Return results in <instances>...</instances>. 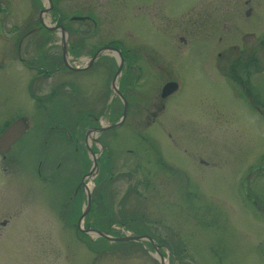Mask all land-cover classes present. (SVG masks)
Listing matches in <instances>:
<instances>
[{
  "label": "rangeland",
  "instance_id": "obj_1",
  "mask_svg": "<svg viewBox=\"0 0 264 264\" xmlns=\"http://www.w3.org/2000/svg\"><path fill=\"white\" fill-rule=\"evenodd\" d=\"M52 1L0 0V131L27 121L0 155V264H159L146 239L82 231L99 225L118 238L139 224L166 264H264V0ZM38 19L49 25L17 53L16 40ZM54 20L68 26L65 42L83 30L87 53L119 50L123 97L110 88V47L77 77L38 72L49 60L61 64ZM67 78L82 88L76 107L69 97L65 106L32 98ZM168 80L178 88L160 98ZM123 98L124 117L98 142L86 139L85 121L75 130L86 109L97 126L119 121ZM87 147L97 168L84 178L91 198L77 230L86 196L83 188L75 196V183L89 170Z\"/></svg>",
  "mask_w": 264,
  "mask_h": 264
},
{
  "label": "flooded vegetation",
  "instance_id": "obj_2",
  "mask_svg": "<svg viewBox=\"0 0 264 264\" xmlns=\"http://www.w3.org/2000/svg\"><path fill=\"white\" fill-rule=\"evenodd\" d=\"M51 1V0H50ZM52 2V1H51ZM42 20H40V19H38L37 20V23H38V26H33V27H36V30H34V32H37V31H39V29L41 28V27H43V25H42ZM48 22V21H47ZM57 20H54V26H57V25H60V24H57ZM44 23V22H43ZM32 27V28H33ZM60 28H59V30H61L62 31V29L64 30V32H66L67 34H68V32H67V28L66 27H68V26H66V25H60L59 26ZM46 31H48V29H46ZM53 32V31H52ZM59 34V33H58ZM2 35V34H1ZM0 35V36H1ZM28 35H30V34H28ZM62 36V34H59V36ZM75 35H78L79 37H81L80 39H79V41L78 42H74V43H70V41H69V39L64 43V45H63V48H62V45H60V47H59V49L58 50H56V49H54V50H52V54H54L55 56L56 55H58L59 54V57H60V65L59 64H54V60H49L47 63L48 64H45V63H41V68L39 67V70H38V72L39 73H43L44 74V76H47L48 78L50 77L49 75H51L52 73H58V74H60V75H74L75 77H77V74L79 73V72H82V71H84V70H86V69H88L89 67H90V64L95 60V59H93L92 61H90L91 60V58L93 57V56H96L98 53H99V50H98V48L97 49H95V50H90L89 51V53H87L84 49H83V46H84V43H85V32L83 31V30H80V29H76V31H75ZM27 36V35H26ZM25 36V34H22V35H20L19 36V38L16 40V50H17V53H19V51L21 50V48H20V46H21V42H22V39L24 38V37H26ZM68 36H69V34H68ZM46 38H44V40H45ZM48 40V39H47ZM66 40V39H65ZM44 44V43H43ZM44 46H45V44H44ZM51 49H41V53L43 54V56H45V53H47V52H49ZM83 52H85V53H83ZM83 54H87V55H89V54H91V55H89L90 56V58H88L87 60L86 59H84V58H82L81 57V55H83ZM95 58V57H94ZM69 60H70V62L72 63H70L69 62ZM67 64H66V63ZM107 69H108V67H107ZM37 75H38V73H37ZM37 75H34L33 77H36ZM85 75V74H84ZM232 77V79L234 80V81H236V82H238L239 84H241V80L240 79H238L237 77H236V75H233V76H231ZM168 81H172V80H168ZM167 82V81H166ZM80 83V82H79ZM78 81H74V80H72V79H62L61 81H59L58 83H57V86L55 87V86H52L49 90H48V92L46 93V95H44V96H42V97H35V95L33 94V93H31V95H32V98L35 100V99H41V98H43V100L44 99H47L48 101H52V99H55V98H58V99H61V100H63V101H65V100H67V98L69 97V98H71V100H70V102H69V106H77L78 105V103L75 101V100H73L74 98H76V96H78L77 98H79L80 100H81V95H82V88L80 89L79 88V86H78ZM165 83V82H164ZM111 84V83H110ZM67 89V90H66ZM58 90H59V92H58ZM108 99V98H107ZM109 100V99H108ZM46 101V100H45ZM110 102H113L112 100H109ZM50 102H46V103H50ZM88 105H91V103H89ZM162 107H163V105L161 106V109H162ZM85 109V108H84ZM92 114V110H89V109H86L85 111H83V112H80L78 115V120H77V118H76V121L74 122V128H75V130H77L78 128H79V126H77V124L79 123V125H83L82 123H83V121H85V127H86V131H89V130H91V131H93V129H95V128H98L99 126H97V123L98 122H96V117H94L93 115H91ZM96 115V114H95ZM9 123V122H8ZM8 123H6L5 124V126L8 124ZM63 122H60V124L61 125H64V124H62ZM83 125V126H84ZM4 126V127H5ZM65 126V125H64ZM55 127H56V125H54L53 127H51L49 130L47 129L46 130V132L47 131H51L52 129H55ZM65 128V127H64ZM66 129V128H65ZM26 130H27V128H26ZM85 131V132H86ZM103 131V130H102ZM74 132V134L76 133L75 131H73ZM65 133H67V131H65L64 133H59V135H58V132H54V133H52V137H50V142L52 143V142H54L55 144L56 143H59L58 142V139H60V137H62L63 135H66ZM67 134H69V133H67ZM79 134H81V132L79 131ZM76 135V134H75ZM74 135V136H75ZM96 136V133L95 132H90L89 133V137H88V140H90V139H93L94 137ZM44 139L46 140V137H44ZM54 140V141H53ZM47 141V140H46ZM47 143V142H46ZM76 147V146H75ZM67 148H64L63 149V151H65V152H67ZM59 167V164H57L56 165V168H58ZM40 176V175H39ZM82 177H83V175H81L78 179H77V183H75V196H77V195H79V192H77V191H80V189L81 188H83V182H82ZM93 177V176H92ZM92 177H87L88 178V180H91L92 179ZM91 178V179H90ZM87 188H85V191H87L86 190ZM75 228H76V225H75ZM155 243V242H154ZM151 245H152V247H153V244L151 243ZM150 245V246H151ZM155 245H156V247H157V251H158V248H160V247H162V245L161 244H157V243H155ZM177 250V249H176ZM159 252V251H158ZM160 253V252H159ZM163 256V255H162ZM164 257V256H163ZM163 264H166V261L164 260V263Z\"/></svg>",
  "mask_w": 264,
  "mask_h": 264
},
{
  "label": "water",
  "instance_id": "obj_3",
  "mask_svg": "<svg viewBox=\"0 0 264 264\" xmlns=\"http://www.w3.org/2000/svg\"><path fill=\"white\" fill-rule=\"evenodd\" d=\"M50 7V6H49ZM49 9V8H48ZM47 10V8H44V11ZM77 18H82V17H77ZM35 30V28L33 29H30L26 32L25 35L27 34H30L32 33L33 31ZM63 45H64V42L62 43V48H63ZM111 50L113 52H115V54H117L116 56V60H117V68L115 70V74L111 80V90L112 92L116 93L118 96L121 97L116 85H115V79H116V76L117 74L119 73V70H120V66H121V63H122V58L119 54V51L115 48H111ZM95 56H93L91 58L90 61H92L94 59ZM177 88V85L174 81H168L166 83H164L161 87V90H160V97L161 98H165L167 95H169L170 93H172L173 91H175ZM123 108H122V112H121V119L113 124H110L108 126H105V127H110V128H113V127H116L119 125V122L122 120V118L124 117L125 115V110H126V102L125 100L123 99ZM26 127H27V123H26V119L23 118V117H20V118H17L13 121H11L8 125H6L4 127V129L0 132V154H4L6 153L9 149H10V146L13 142H15L17 139H19L23 133L25 132L26 130ZM104 129V126H99L98 128H95L93 129L94 131H102ZM95 166H96V162H95V159L94 157L92 156V165H91V168L90 170L88 171V175H91L94 170H95ZM83 186H85L83 184ZM86 193V203H85V211L81 212L80 216L78 217L77 219V222H76V227L81 230L80 226H79V223H80V220L81 218L85 215L87 209H88V205H89V199H90V193L87 191L85 192ZM82 231H86V232H92L95 234V236H101V237H105L106 239L108 240H111V241H114V240H122V241H126V240H133V241H139V240H142V239H146L148 240V242L152 243L153 244V249L155 251V253L158 255V262L159 264H163V257L162 255L157 251V247L153 241V239L149 236H144V235H126V236H120V237H116V238H113L111 236H108L106 235L104 232L100 231V230H97V229H86V230H82Z\"/></svg>",
  "mask_w": 264,
  "mask_h": 264
},
{
  "label": "trees",
  "instance_id": "obj_4",
  "mask_svg": "<svg viewBox=\"0 0 264 264\" xmlns=\"http://www.w3.org/2000/svg\"><path fill=\"white\" fill-rule=\"evenodd\" d=\"M126 75H127V73H126ZM231 76H233V74L231 75ZM135 77H137V76H135ZM135 77H133V78H131V82L134 80V78ZM124 78V77H123ZM61 100V99H60ZM61 102H62V106L64 105L65 106V101H63V100H61ZM66 114V113H65ZM94 208H92L91 210H93ZM91 213H93V212H91ZM102 212H99L98 214H101ZM94 214H96V213H94ZM98 214L97 215H95V219H96V223L98 224L99 222H101V220L100 219H98L97 220V216H98ZM103 223V222H102ZM110 222H108L107 224L105 223V226L107 225V227L110 225L109 224ZM99 228H103V226H99L98 225V229ZM143 229V227L139 224V227H132V232L133 233H135V234H139V233H143L141 230Z\"/></svg>",
  "mask_w": 264,
  "mask_h": 264
},
{
  "label": "bare ground",
  "instance_id": "obj_5",
  "mask_svg": "<svg viewBox=\"0 0 264 264\" xmlns=\"http://www.w3.org/2000/svg\"><path fill=\"white\" fill-rule=\"evenodd\" d=\"M43 22H44L45 25H46V24L49 25L48 22L46 21V19H44ZM58 33H59V34H62V33H60V32H58ZM62 36H63L64 39H65V35L62 34ZM92 176H93V174L89 175V177H92ZM90 179H91V178H90ZM86 183H87V182H86ZM97 197H98V196H97ZM95 199H96V198H95ZM99 201H100V200H99ZM96 203H98V202L96 201ZM97 227H98V226H97ZM105 229H106V228H105ZM100 230H101V228H100ZM105 232H106V231H105ZM107 234H108V233H107Z\"/></svg>",
  "mask_w": 264,
  "mask_h": 264
}]
</instances>
